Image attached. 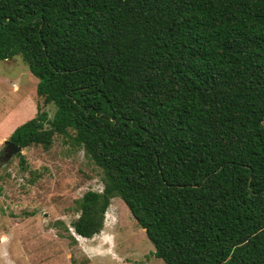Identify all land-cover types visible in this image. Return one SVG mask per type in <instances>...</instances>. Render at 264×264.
<instances>
[{"label": "trees", "instance_id": "trees-1", "mask_svg": "<svg viewBox=\"0 0 264 264\" xmlns=\"http://www.w3.org/2000/svg\"><path fill=\"white\" fill-rule=\"evenodd\" d=\"M17 55L56 111L10 139L62 135L104 172L78 235L119 196L167 264H264V0H0Z\"/></svg>", "mask_w": 264, "mask_h": 264}, {"label": "rangeland", "instance_id": "rangeland-1", "mask_svg": "<svg viewBox=\"0 0 264 264\" xmlns=\"http://www.w3.org/2000/svg\"><path fill=\"white\" fill-rule=\"evenodd\" d=\"M38 82L22 56L0 59V264H167L119 196L102 232L76 233V201L104 188V172L69 138L57 134L48 150L23 148L24 163L20 152L8 155L5 141L39 105L50 117L56 111L38 94Z\"/></svg>", "mask_w": 264, "mask_h": 264}, {"label": "water", "instance_id": "water-1", "mask_svg": "<svg viewBox=\"0 0 264 264\" xmlns=\"http://www.w3.org/2000/svg\"><path fill=\"white\" fill-rule=\"evenodd\" d=\"M5 144L7 146L8 155H14L22 151V147L20 145H17L12 140L8 139L5 141Z\"/></svg>", "mask_w": 264, "mask_h": 264}]
</instances>
